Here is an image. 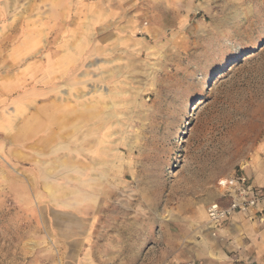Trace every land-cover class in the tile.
<instances>
[{"label":"rangeland","instance_id":"obj_1","mask_svg":"<svg viewBox=\"0 0 264 264\" xmlns=\"http://www.w3.org/2000/svg\"><path fill=\"white\" fill-rule=\"evenodd\" d=\"M21 37L77 59L0 137V264H65L79 205L112 264H226L206 209L264 157V0H0V50Z\"/></svg>","mask_w":264,"mask_h":264},{"label":"crops","instance_id":"obj_2","mask_svg":"<svg viewBox=\"0 0 264 264\" xmlns=\"http://www.w3.org/2000/svg\"><path fill=\"white\" fill-rule=\"evenodd\" d=\"M5 44H9L7 52L0 50L1 61L5 60L0 63V137L6 138L4 134L14 133L11 139L18 141L16 133L21 131L22 121L38 126L46 123L43 117L36 121L33 115L44 112V101L49 96L60 97L57 96L60 93L57 81L70 77L77 51L69 46L68 41L60 42L55 70L46 72V56L41 41L29 42L26 37H21L14 43L5 41ZM80 47L77 46L76 50ZM80 118L72 119L69 123L77 122ZM53 123L61 124V121ZM244 176L253 186L264 191V157L251 159ZM78 187L85 188L86 185L84 182L72 183V188ZM91 208L72 206V228L67 240L72 245L71 251L63 259L65 264H112L105 259L108 255L95 250L89 242L91 223L87 221L85 213L92 212ZM259 212L264 216V199L248 213H234L220 223L214 239L218 248L214 253L219 254L221 259H228L226 264H264V221L258 220Z\"/></svg>","mask_w":264,"mask_h":264},{"label":"built area","instance_id":"obj_3","mask_svg":"<svg viewBox=\"0 0 264 264\" xmlns=\"http://www.w3.org/2000/svg\"><path fill=\"white\" fill-rule=\"evenodd\" d=\"M217 184L221 189L220 197L225 198L227 202H213L207 207V222L212 227L219 226L234 213H248L257 208L259 202L264 199V191L253 186L244 175L222 178ZM258 216V220L263 222V214L259 212Z\"/></svg>","mask_w":264,"mask_h":264}]
</instances>
